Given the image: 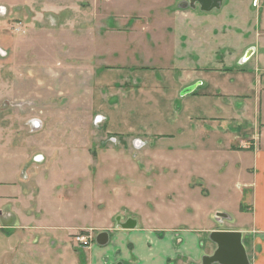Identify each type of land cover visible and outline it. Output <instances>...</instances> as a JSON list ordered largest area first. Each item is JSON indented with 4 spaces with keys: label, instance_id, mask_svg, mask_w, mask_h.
<instances>
[{
    "label": "rangeland",
    "instance_id": "obj_1",
    "mask_svg": "<svg viewBox=\"0 0 264 264\" xmlns=\"http://www.w3.org/2000/svg\"><path fill=\"white\" fill-rule=\"evenodd\" d=\"M27 1L0 14V172L22 189L19 211L27 218L14 229L0 222V264H86L88 249L97 244L98 233L116 226L114 210L123 203L133 206L140 224L199 230V245L210 252L208 230L228 221L214 211L248 221L247 215L238 218L244 174L220 164L229 155L162 154L153 134L159 109L137 104L140 97L157 96L168 86L162 81L140 87L135 80L172 72L170 57L182 47L175 14L181 1ZM212 12L237 23L249 21L257 29L264 24V0L249 5L225 0ZM195 13L206 12L197 8ZM251 31L249 39L255 38ZM205 47L208 51L202 52L210 53L212 46ZM199 50L185 48L183 53ZM109 112L126 137H138L109 140L116 135L105 129ZM62 148L78 149L79 155L60 157L56 151ZM41 152L52 153L34 156ZM128 157L148 187L128 189L124 200L118 193L127 189L120 165ZM161 165L167 169L155 172ZM190 175L203 176L207 185L196 179L192 187L197 188L190 190ZM87 230L93 241L82 247L76 234ZM247 232L245 245L254 264L261 240L253 244L258 231Z\"/></svg>",
    "mask_w": 264,
    "mask_h": 264
},
{
    "label": "crops",
    "instance_id": "obj_2",
    "mask_svg": "<svg viewBox=\"0 0 264 264\" xmlns=\"http://www.w3.org/2000/svg\"><path fill=\"white\" fill-rule=\"evenodd\" d=\"M175 1L179 4V1L182 3L187 0ZM239 1L245 5L250 4V0ZM160 2L162 0L156 4ZM27 4V0H0V14L6 10L10 11L13 6ZM178 6L175 11L176 18L179 19L177 43L182 47L178 55L172 52V72L170 75L164 73V76L142 75L140 82L135 80L136 85L140 87L144 84L159 86L163 81L168 85L167 90L158 92L157 96L140 97L137 104L141 108L151 106L159 109L157 130L153 134L158 137L157 151L162 154L172 152V155L180 156L212 154L224 157L223 153L229 155L225 160L221 159L220 164L222 169L229 168L244 174V188L240 190L237 200L240 205L238 218L247 215L249 219L241 223L236 221L234 216L225 215L228 221L225 219L226 224L220 227L242 230L244 243L248 238L245 235L247 230L256 229L258 233L252 240L253 244L259 237L261 242H257L259 245L255 248L259 250L253 260L254 264H264V32L257 31L263 29L264 24L257 29L259 26L251 25L249 21L247 25L237 23L236 20H226L213 12L196 15L197 8L190 11L191 7ZM2 22L3 19L0 18V29L3 28ZM252 29L256 32L255 38L249 39ZM2 33L3 30L0 35ZM239 40L241 42H238ZM189 45H192L193 49ZM205 46H212L210 53L202 52L208 51ZM185 48L188 51L200 49L201 52L188 55L183 53ZM160 54H156L157 59ZM203 67H206V70H203ZM192 85L197 87L182 95L183 89ZM104 117L106 132L118 136H111L109 140L138 137H126L127 133L119 130L117 119L112 113L109 112V116ZM148 140L151 144L152 141ZM52 152H41L34 156L45 158L46 154L51 155ZM56 152L60 157L79 155V150L73 148L57 149ZM90 160L93 162L94 158ZM121 161L123 164H118V170H121L120 165L123 172V175H120L125 182L123 188L127 189L118 193L126 200V196L130 194L128 189L148 186L142 180L144 177L140 174V167L133 165L131 158ZM164 168L167 169L161 165L155 172L164 171ZM154 176L156 175H152ZM174 176L171 171V178ZM190 176L189 179L186 178L190 190L197 188H193L196 179L207 185L203 176ZM22 197L25 199L17 182L4 178L0 172V222H3L1 227L14 229L23 226V220L27 218L19 211ZM221 211L226 212L223 209ZM219 213L221 212L214 211V216ZM114 215L116 219L121 215L122 221H126L129 218L135 219L136 211L132 205L123 203L114 210ZM180 225L164 229L137 221L135 228L123 229L116 224L107 230L110 238L105 245L94 244L88 249L86 264H117L120 261L124 264H202L203 256L213 253L216 245L211 241V252L206 250L207 248L199 245L202 243L199 230L178 229ZM217 228H210L207 233L210 234ZM59 247H63L61 243Z\"/></svg>",
    "mask_w": 264,
    "mask_h": 264
},
{
    "label": "water",
    "instance_id": "obj_3",
    "mask_svg": "<svg viewBox=\"0 0 264 264\" xmlns=\"http://www.w3.org/2000/svg\"><path fill=\"white\" fill-rule=\"evenodd\" d=\"M225 0H187L183 1L180 6L182 8L191 7L199 8L202 12H212L223 7ZM244 60V59H243ZM197 85L188 86L182 91V95L192 92ZM219 216L225 214L219 213ZM117 225L123 229H131L137 226V221L129 218L122 221L121 216L116 219ZM110 238L108 231L98 233L96 243L105 245ZM210 240L216 245V249L212 254H206L202 258V264H251L247 247L244 243V232L234 228H217L210 232ZM117 264H124L118 262Z\"/></svg>",
    "mask_w": 264,
    "mask_h": 264
},
{
    "label": "built area",
    "instance_id": "obj_4",
    "mask_svg": "<svg viewBox=\"0 0 264 264\" xmlns=\"http://www.w3.org/2000/svg\"><path fill=\"white\" fill-rule=\"evenodd\" d=\"M100 119H103L102 117L99 118ZM36 124H41L40 121H36ZM88 230L85 232H79L76 234V240L77 242L83 247H86V246H90L92 244V241H93V235L91 233H87Z\"/></svg>",
    "mask_w": 264,
    "mask_h": 264
},
{
    "label": "bare ground",
    "instance_id": "obj_5",
    "mask_svg": "<svg viewBox=\"0 0 264 264\" xmlns=\"http://www.w3.org/2000/svg\"><path fill=\"white\" fill-rule=\"evenodd\" d=\"M88 248V247H87Z\"/></svg>",
    "mask_w": 264,
    "mask_h": 264
}]
</instances>
